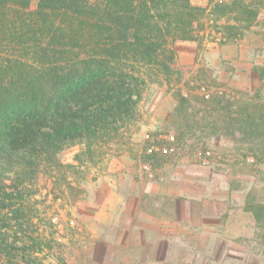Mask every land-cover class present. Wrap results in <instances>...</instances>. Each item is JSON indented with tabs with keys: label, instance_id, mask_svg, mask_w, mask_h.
I'll return each mask as SVG.
<instances>
[{
	"label": "trees",
	"instance_id": "obj_1",
	"mask_svg": "<svg viewBox=\"0 0 264 264\" xmlns=\"http://www.w3.org/2000/svg\"><path fill=\"white\" fill-rule=\"evenodd\" d=\"M261 9L264 0H0V264H48L50 255L67 264L53 253L54 233L41 231L40 173L61 167L59 153L74 145L83 146L80 163L103 155L148 80L171 82L175 42L212 33L219 44L234 42ZM252 71L261 81L254 96L205 99L201 116L177 90L176 138L222 136L264 162V65ZM148 144L141 159L156 168L163 153H148ZM244 210L262 231L264 253V201L247 194Z\"/></svg>",
	"mask_w": 264,
	"mask_h": 264
},
{
	"label": "rangeland",
	"instance_id": "obj_2",
	"mask_svg": "<svg viewBox=\"0 0 264 264\" xmlns=\"http://www.w3.org/2000/svg\"><path fill=\"white\" fill-rule=\"evenodd\" d=\"M191 2L198 6L207 4V0ZM214 36L213 33L205 34L199 42H175L176 55L172 65L174 75L171 82L148 80L133 119L117 137L102 146L103 155L80 163L75 156L82 153L83 146L74 145L59 153L61 167H53L40 173L35 187L38 190L36 199L42 217V221H39L41 231L46 234L54 233L60 248H56L53 253L62 256L67 264H94L88 259L80 263L75 256L78 229L71 209L86 192L85 185L97 177L111 156L124 152L131 155L138 153L141 163L144 162L141 156L148 135L150 142L158 145L165 144V135H174L176 151L163 153L159 163L191 156L193 160L218 170L223 176L229 177L233 172L231 187L237 196L234 198V205L238 203L244 208L247 194L258 201H264V162L251 155L248 145L198 131L176 138L179 133L171 122L177 90L192 100V112L200 111L197 116H201L204 111L205 99L220 95L223 99L237 100L254 96L259 90L261 81L252 68L264 65V9L260 10L255 24L240 39L219 44L213 40ZM158 167L160 165L156 166ZM156 168L153 167L155 171ZM48 221H51V228ZM253 229L249 237L239 240L238 249L232 252L231 257H225L227 264H264L262 231L257 227L256 221ZM46 262L59 264L52 255Z\"/></svg>",
	"mask_w": 264,
	"mask_h": 264
},
{
	"label": "crops",
	"instance_id": "obj_3",
	"mask_svg": "<svg viewBox=\"0 0 264 264\" xmlns=\"http://www.w3.org/2000/svg\"><path fill=\"white\" fill-rule=\"evenodd\" d=\"M140 163L138 153L111 156L85 185L71 209L78 229L77 260L227 264L225 257L255 226L254 216L234 205L233 172L223 176L184 156L162 163L156 177L148 179Z\"/></svg>",
	"mask_w": 264,
	"mask_h": 264
},
{
	"label": "built area",
	"instance_id": "obj_4",
	"mask_svg": "<svg viewBox=\"0 0 264 264\" xmlns=\"http://www.w3.org/2000/svg\"><path fill=\"white\" fill-rule=\"evenodd\" d=\"M148 138L146 140H149L150 137L149 135L147 136ZM166 142L165 144H161L158 145L154 142H150V144L147 145V149L146 151L148 153L152 152V151H160L164 154H168V153H174L176 151V146L174 143V135L172 133H169L167 135L164 136ZM140 169H141V174L148 179H153L156 177V171L155 169H153L152 165L150 164V162L148 161H144L141 163L140 165Z\"/></svg>",
	"mask_w": 264,
	"mask_h": 264
}]
</instances>
